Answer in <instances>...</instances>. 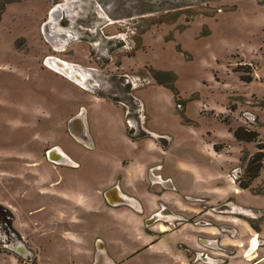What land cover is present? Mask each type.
<instances>
[{
	"label": "rangeland",
	"instance_id": "374dc122",
	"mask_svg": "<svg viewBox=\"0 0 264 264\" xmlns=\"http://www.w3.org/2000/svg\"><path fill=\"white\" fill-rule=\"evenodd\" d=\"M65 3L68 11L62 9L56 18L58 42L52 44L44 37L43 25L51 10ZM59 30L70 35L62 40ZM47 56L80 65L98 86L80 87L46 65ZM76 115L87 120L88 146L78 130H70L68 121ZM126 117L135 127L130 135L123 127ZM238 126L256 131L255 140L236 139L233 130ZM258 143L264 145V0L4 3L0 204L12 214L19 241L39 251L21 255L13 239L7 247L0 245V264H84L96 236L116 253L139 250L153 241L181 250L186 243L181 237L198 225L188 221L170 234L169 226L160 224L164 229L159 230L144 216L136 231L128 210L117 214L96 193L101 184L122 175L117 172L121 165L133 170L136 164L156 162L174 181V186L169 183L174 208L189 219L199 209H208V214L221 207L233 221V226L222 222V227L231 228L233 236L241 227L245 234L239 237L244 246L239 243L233 250L245 248L242 255L256 252L247 257L254 260L257 252L264 254V160L248 188L238 181L246 179L247 160L258 151ZM56 145L74 157L78 168L46 159L47 149ZM49 180L50 187L45 184ZM120 185L133 195L155 192L140 178L123 179ZM63 191H77V196L61 198ZM154 203L146 198L147 207ZM119 205L139 207L138 202ZM185 205L198 210H182ZM163 212L159 215H166ZM164 219L173 221L174 215ZM145 222L155 230L147 231ZM252 239L259 245L251 249ZM97 253L104 257V252ZM166 258L156 246L121 260L146 264ZM252 264H264V257Z\"/></svg>",
	"mask_w": 264,
	"mask_h": 264
},
{
	"label": "crops",
	"instance_id": "0c3cea01",
	"mask_svg": "<svg viewBox=\"0 0 264 264\" xmlns=\"http://www.w3.org/2000/svg\"><path fill=\"white\" fill-rule=\"evenodd\" d=\"M123 123L124 122H122V124ZM72 126L76 130H78L79 133H81V137L83 136V138H81L82 141H84V143H86L87 146L90 145L91 144L90 143V135L91 134L89 133L90 131L88 128V123H87L86 118L84 116H82V119L75 121ZM124 126L126 127L125 124L123 125V127ZM52 147H57L59 152H61L63 155H65L68 158V161H66V163H63V166L69 167V168H78V167L70 166L71 164L75 165L76 161H75L74 157L71 156L69 153H67L64 148L60 147L59 145L52 146ZM124 164H128V163L125 162ZM136 165H137L136 167H133L134 168L133 170H131V169L128 170V168L126 170H124L122 165H121L119 168H117V172L121 173L122 175H119V176L116 175V178L114 180L112 178L111 181H107V183L101 184V186L99 188H96V193L101 194L102 198L104 199V203L108 204V206L113 208V211H116L117 214H118L117 211L125 212L126 210H128L127 211V213H129L128 216H129V218H131V220L134 221V223L136 224V227H138L136 229V231H138L141 228L140 226L142 224L144 216L148 217L150 213H153L156 211V209H158V204H157L158 199H160L162 201V203L160 204L161 206H163V205L166 206L172 212H177V210L174 208V202L171 201V199H172V191L171 190L172 189L164 190L160 193V195H155L153 193L146 192V190L141 191V192L138 191V193L133 195V194H129V193L125 192L122 189L120 182L123 179L126 180V179H130V178L131 179L140 178V179L144 180L145 182L147 181L148 186H150V184H151L150 182H156V181L163 182L165 180H167L172 185L174 184V181L171 178V175H169V174H167V172L163 171L164 168H163L161 163L156 162V163H150L147 165L146 164H136ZM58 166H60V165H58ZM124 174H125V176H124ZM50 183H52L50 180L45 182V184L48 185V187H50ZM170 184H168L167 188H172V187H170ZM113 188H116L119 196H123V197L126 196V197L133 198L136 201V203L137 202L139 203V207H133V209H129L125 206H120L119 204L118 205H110L106 200L105 193L108 190L113 189ZM141 193H144V194H142L139 198L137 195H139ZM59 194H60L59 196H61V198L67 199L68 196L70 198L76 197L77 191H74V192L71 191L69 193L67 191L66 192L63 191V192H60ZM146 198L154 199L156 202L153 204L154 206L151 205V208L147 207ZM82 200L83 199L80 197L77 200V202H81ZM210 201H212V200H210ZM214 201H217V200L214 199ZM114 207H118V208H114ZM123 207H125V208H123ZM122 208L125 210H122ZM143 209H144V212L141 214L136 212V211H141ZM183 209L184 210H188V209L189 210H191V209L192 210H198V207L195 208V206L189 207V205H185V207H183L182 210ZM146 210H148V211H146ZM59 213L61 215H63V212H59ZM157 213L158 212H156L155 214H157ZM201 216L213 221L212 223L215 222V225H213V226H197V225H195V226H197L196 228H194V227L191 228L190 229L191 232L189 234L187 233V234H185L184 237H181L182 240L184 242H186L185 244H187L190 247V249H195L197 251L203 250L204 252H207L208 257H214L216 259L213 261L215 264L216 263L220 264L219 262L221 260H218V258L220 257V255L223 254V252L215 251V250L209 249L208 247L201 245L199 243L200 240H198V237H200V239H202V238H204V240L206 239L204 242V244L206 246L216 245V244H218V241L220 239L219 243L223 244L225 247H227V249L235 252V254L232 257H230L228 259V262H226L225 264H251V260L244 259V257L242 256L243 249H245V248L242 247V249L236 248V250H233L234 247H238L239 243L241 244V242H243V240H244V239L242 241L240 240L241 237L243 238L245 236V234L241 235V227H240L239 231H237V233H234L235 235L233 237H230V236H227L225 233L220 232L219 231L220 226H219V228L217 226V225H219L220 222H221L220 225H223L222 222H231L229 220H231L232 216L225 215L222 213H211V212H208V214H207V212L202 213ZM224 224H227V223H224ZM231 225H233V223H231ZM184 226L185 225H183L182 227H184ZM179 229H180V227L178 229H175V230H169V232H170V234H174L176 232V230H179ZM233 230L235 232V229H233ZM236 236H237V238H235ZM160 238L161 237H158L157 241H159ZM143 240H144L143 243H147L148 242L147 236L143 235ZM204 240H202V241H204ZM250 244H251V242H250ZM156 246H157V248H159L161 250V252H163L165 254V256L167 258L166 259H160V260H157L155 262H150V263L146 262V264H186L187 263L188 258L185 256L184 251L181 248H180L181 250H176V248H174L173 246H168L166 244L159 245L158 242H156L154 244H152V242H149L144 247L146 249L147 247L154 248ZM252 248H255V247L252 246V244H251V249ZM145 249H143V250H145ZM123 250H125V249H123ZM89 251H91V249ZM131 251H133L132 247L127 249L126 253L131 252ZM175 252H176V254H175ZM249 252L251 253V251H249ZM249 252H248V254H249ZM255 253H252L253 256ZM257 254H258V256L256 258L257 260L261 257H264V254L259 255L258 252H257ZM124 255H125L124 252L123 253L120 252V254L116 253V255L114 253V256L116 258H120L121 256H124ZM250 257H252V256H249L248 258H250ZM108 261H109V264H115L111 259H107V262ZM207 261H208V259H207Z\"/></svg>",
	"mask_w": 264,
	"mask_h": 264
},
{
	"label": "flooded vegetation",
	"instance_id": "af4514ba",
	"mask_svg": "<svg viewBox=\"0 0 264 264\" xmlns=\"http://www.w3.org/2000/svg\"><path fill=\"white\" fill-rule=\"evenodd\" d=\"M59 5H57V6L61 8V5H63L64 6V9L63 10L66 9L68 11V9H67V3H65V4H59ZM55 16H59V13H56ZM77 85H79L80 87H82L84 89H88L86 85H83V84H81V85L80 84H77ZM125 123H126V128L128 129V131H131V132L134 133L135 127L132 125L133 123H132V121L130 119H128V117L125 118ZM47 158L48 157H47V151H46V159ZM51 164L52 165H60V166L62 165L63 166V164L56 163V162H51ZM70 166H72V167H78L77 166V163L75 165L71 164ZM150 183L151 184H150V186H148L149 187L148 190H152L153 189L155 191V192H153V194H155V195H160V193L162 191H164V190H170V189H172V188H167L168 185H166V184H169V182L167 180H165L163 182L156 181V182H150ZM157 202H158L157 203L158 204V209H156L155 212L150 213L149 216L148 217H145L144 219H145V221L146 220H150V219H152V217L154 215H157L158 218L156 220H154L153 223H155V224L157 223L156 225H158V229L159 230L162 228V226L160 227V224L161 225H165V226H169L170 230H175V229H178L179 227H181V225H183L184 223H186L188 221L191 222L192 224L198 225V226H213V225H215V222L214 223H212V221L211 222H208L206 220H203V217H200L201 219L198 217V214L200 215L202 210H203V213H206L208 209H205V210L204 209H202V210L199 209V211H195L194 212L197 215L195 214L193 217H191L189 219H185V217L182 216L183 214H180L179 211L172 212L166 206H164V205L161 206L160 204L162 203V201L160 199H158ZM221 209H222L221 207L218 208V210H217V208H216V210L214 208H212L211 213H222L220 211H225V210H221ZM2 210L6 211L7 209H5V207L0 204V245H2L3 247H7V244H9L10 241H12L13 239H15L16 240V246L14 247L15 250H17L21 255L30 256V252H32L31 250L36 251L38 249H36L29 242H28V244H29L30 248L27 247V245L23 242V240H20L19 241V238H22V236L19 235L21 233L18 231V229H15L12 226V224H11L12 214L10 213V216L8 214L9 217H6L7 218L6 219L4 217V212H2ZM163 211H166L165 213H166L167 216L166 215H159V213H162ZM136 212L141 214V213L144 212V209L141 210V211H136ZM156 212H158V213L155 214ZM169 215L170 216H173L174 215V220L173 221H169L167 219H164V217H168ZM144 219H143V221H144ZM232 222L233 221H231L230 223H232ZM145 224H146V222H145ZM217 226H218V228L220 226V229H219L220 232L225 233L227 236L233 237V235L230 233L231 229L230 230H228V229L226 230V227L227 226H224L225 227L224 228V227H222V225H220V223ZM148 227H149V225H147V227H146L147 231L153 232L155 230V229H152V228H149L148 229ZM198 240H200V242L199 241L198 242L201 245H203L205 247H208L209 249L223 252V254L220 255V257L218 258V260H221L219 262L220 264H225L226 262H228V259L235 254L234 251L227 249V247H225L223 244L219 243L220 239L218 241V244L211 245V246H206L204 244V242L206 240V239L204 240V238L200 239V237H198ZM202 240H204V241H202ZM257 241H258V239H257ZM155 242L156 241H153L152 243H155ZM240 245L241 246H244L242 244H240ZM248 245L249 244L247 242L246 248H248ZM254 245H252V246H254ZM257 245H259V243L256 244L254 247L256 248ZM105 248L108 249L109 256L107 254H105V251H106ZM180 248L183 249L185 256L188 258V261H187L186 264H200V263L201 264H215L213 261L216 260V259L214 257H208L207 256V252H204L203 250L197 251L195 249H190V247L187 244H185V243H182L180 245ZM143 249H145V247H141V249H139V250H133V251L127 252V253L124 252V254H125L124 256H121L120 258H116L114 256V253L116 255V252H111L110 251L109 246H108V243H106L104 240H102V238L100 236H96L93 239V244H92L91 251H90V252H92L91 258L90 259H87V261L85 263L84 262L83 263L84 264H103V263L109 264V261L107 262V259L110 257V259L115 264H122L124 262V261H122L123 260L122 259L123 257L124 258L126 257V259L127 258H131V257L135 256L138 252L142 251ZM98 251L104 252V255L102 254L104 257L100 256L101 253H97ZM117 254H120V253H117ZM98 255L100 256V258L97 259ZM242 256L244 257V259L249 260L247 258V256H253V254L252 253H249L248 255H242ZM101 259H104V260H101ZM207 259H208V261H207ZM256 260L257 259H254V260L252 259L251 260V264L254 263ZM16 262H18V261L16 260Z\"/></svg>",
	"mask_w": 264,
	"mask_h": 264
},
{
	"label": "water",
	"instance_id": "95a60500",
	"mask_svg": "<svg viewBox=\"0 0 264 264\" xmlns=\"http://www.w3.org/2000/svg\"><path fill=\"white\" fill-rule=\"evenodd\" d=\"M57 12V11H56ZM58 13V12H57ZM61 14H59L60 16ZM49 20L45 21L44 25H43V34H44V37L50 41L52 44L54 42L53 39H51L50 37H48V35L50 34V30H51V27H50V24L48 22ZM60 31V30H59ZM60 34H61V37L65 36L67 37L68 34L66 31H60ZM67 35V36H66ZM48 57H51V56H47L45 58L48 59ZM46 63V62H45ZM49 63H46V65L50 66L52 69H54L55 71L59 72V73H62L64 76L68 77L69 78V74L66 70V68L63 67V65L61 63H58V62H53L52 60H49ZM79 70H83V68H77ZM89 72V71H88ZM87 73V71L85 72ZM71 78L75 81H78L79 83L81 82H84V85H86L89 89H95L98 84L97 83H94L92 84L91 83V79L92 78L90 76V72L89 74L86 75V78L84 80H81L79 78L76 77V75H72ZM93 79V78H92ZM82 119V115H76V116H73L72 118L69 119V124H70V130H73L72 129V125L75 121H78ZM128 133L130 134L131 131H128ZM47 157H48V160L51 161V162H56V163H66V161H68V158L63 155L61 152H59L58 148L57 147H51L50 149L47 150ZM116 188H113V189H110L108 190L106 193H105V197H106V200L107 202L110 204V205H118V204H121V203H127V204H130V205H135V201L133 198L131 197H126V196H120L118 199H113L111 196H110V193H112V191H114ZM134 203V204H132ZM158 217L157 215H154L152 217V219L148 220V221H153V220H156ZM147 221V220H146ZM147 223V222H146Z\"/></svg>",
	"mask_w": 264,
	"mask_h": 264
},
{
	"label": "trees",
	"instance_id": "16d2710c",
	"mask_svg": "<svg viewBox=\"0 0 264 264\" xmlns=\"http://www.w3.org/2000/svg\"><path fill=\"white\" fill-rule=\"evenodd\" d=\"M0 13L2 11L4 3L7 2H12V1H17V0H0ZM165 75L167 73H158ZM247 80H251V77H247ZM171 80V79H170ZM172 81V80H171ZM168 84L176 93V89L174 88L173 84L171 83ZM234 136L238 140H244V141H253L257 137V132L254 130H249L243 126H238L234 130ZM264 145L262 143H258V151H256L248 160H247V165H246V179L241 181H238L239 186L241 188H248L250 182L258 176L262 166H263V160H264V151H263ZM10 214L8 210H6Z\"/></svg>",
	"mask_w": 264,
	"mask_h": 264
},
{
	"label": "bare ground",
	"instance_id": "6f19581e",
	"mask_svg": "<svg viewBox=\"0 0 264 264\" xmlns=\"http://www.w3.org/2000/svg\"><path fill=\"white\" fill-rule=\"evenodd\" d=\"M60 6V5H59ZM64 9V6L61 5V8L56 6L54 9L51 10V13H50V19H49V24H50V27H51V30H50V34L48 35V37H50L51 39H53L56 43L58 42V37H57V34L55 32V29L54 27H57V23H55V21L57 22V17L59 16H55V14L58 12L59 14L61 13V10ZM57 11V12H56ZM67 36V35H66ZM67 39V37L63 36L62 37V40L64 39ZM49 60H52L53 62H58V63H61L63 65L64 68H66L68 74H69V78L71 80H73L71 78L72 75H76L77 78L81 79V80H84L86 78V75L88 74L85 73L86 70L83 68L84 71L82 70H79L77 68H82L80 65H76V64H72V63H69V62H66L65 60H62L58 57H55V56H51V57H48V59H46V63L50 64L49 63ZM75 81V80H73ZM76 83H79L78 81H75ZM80 84H83L84 85V82H80ZM110 196L113 198V199H118L120 196L118 195V192L117 190L115 189L114 191H112V193H110ZM164 229V226L162 227ZM251 244L254 245L255 244V240L252 239L251 240Z\"/></svg>",
	"mask_w": 264,
	"mask_h": 264
}]
</instances>
